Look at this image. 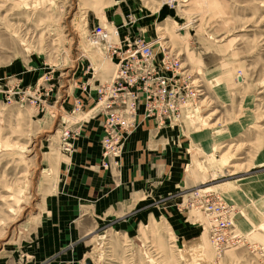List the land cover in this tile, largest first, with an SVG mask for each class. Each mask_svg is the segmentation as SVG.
<instances>
[{"label":"rangeland","instance_id":"obj_1","mask_svg":"<svg viewBox=\"0 0 264 264\" xmlns=\"http://www.w3.org/2000/svg\"><path fill=\"white\" fill-rule=\"evenodd\" d=\"M161 1L0 0V264H264V239L234 227L230 197L234 186H264L255 187L264 183V0ZM119 20L183 64L196 93L175 128L191 186L100 218L87 235L58 233L67 219L52 202L75 151H61V131L82 117L71 126L75 145L88 124H101L93 94L113 76V62L87 37ZM76 97L84 111L72 119ZM100 165L114 167L102 157ZM196 192L219 193L234 207L232 230L245 244L216 255L208 220L190 206Z\"/></svg>","mask_w":264,"mask_h":264},{"label":"crops","instance_id":"obj_2","mask_svg":"<svg viewBox=\"0 0 264 264\" xmlns=\"http://www.w3.org/2000/svg\"><path fill=\"white\" fill-rule=\"evenodd\" d=\"M121 23L122 20L108 22V26L119 28V39L129 33L135 34L119 27ZM100 65L102 67L104 63ZM97 69L93 66L94 72ZM99 70L101 72L103 68ZM138 120V126L126 142L118 175L117 168L104 169L100 165V124L91 123L84 128L75 142L74 154L66 157L69 161L61 166L60 190L52 202L60 218L67 219L66 226L63 230L58 229V233L87 235L100 218L125 216L140 200L183 188L184 184L191 186L183 175L186 156L182 154L186 148L180 131L158 127L152 120ZM194 175L195 171L188 166L187 178ZM257 182L255 187L264 185ZM230 197L237 209L234 227L237 226L239 232H252L264 239V186L256 189L248 184L234 186ZM55 232L51 231L52 234ZM52 234L48 241L55 245L56 237Z\"/></svg>","mask_w":264,"mask_h":264},{"label":"built area","instance_id":"obj_3","mask_svg":"<svg viewBox=\"0 0 264 264\" xmlns=\"http://www.w3.org/2000/svg\"><path fill=\"white\" fill-rule=\"evenodd\" d=\"M163 1L173 6V2ZM131 21L129 19L127 25ZM111 29L97 25L89 31L87 40L92 47H102L105 57L114 64L111 79L95 89L91 112L97 110L102 118L101 157L118 168L125 139L135 130L139 118L152 120L158 127L181 128L184 113L195 103L196 93L189 89L185 72L179 70L181 65L170 53L155 51L143 39L130 33L119 39L118 29L114 26ZM83 111V101L76 97L70 117L76 119ZM82 120L81 117L62 129L60 148L65 154L74 151L77 131H72L71 126ZM190 206L201 211L208 220L216 255L245 244L243 237L232 230L234 207L228 205L221 194L196 192Z\"/></svg>","mask_w":264,"mask_h":264},{"label":"bare ground","instance_id":"obj_4","mask_svg":"<svg viewBox=\"0 0 264 264\" xmlns=\"http://www.w3.org/2000/svg\"><path fill=\"white\" fill-rule=\"evenodd\" d=\"M169 1H171V2H173V3H176V6L178 5V2H177L176 0H169ZM161 3L164 4L165 2H164V1L162 2V1H161ZM163 4H162V5H163ZM176 6H175V7H176ZM89 44H90V43H89ZM150 46L153 47L152 45H150ZM104 59L108 61V59L105 57V55H104ZM181 66H183V64H182ZM182 69H183V67H182ZM183 74H184V73H183ZM202 214H203V213H202ZM213 250H214V248H213ZM216 257H217V256H216Z\"/></svg>","mask_w":264,"mask_h":264}]
</instances>
